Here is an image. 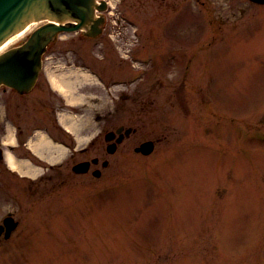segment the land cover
<instances>
[{
  "label": "rangeland",
  "instance_id": "rangeland-1",
  "mask_svg": "<svg viewBox=\"0 0 264 264\" xmlns=\"http://www.w3.org/2000/svg\"><path fill=\"white\" fill-rule=\"evenodd\" d=\"M105 1L97 38L61 32L30 92L0 86V264H264V1Z\"/></svg>",
  "mask_w": 264,
  "mask_h": 264
},
{
  "label": "water",
  "instance_id": "water-1",
  "mask_svg": "<svg viewBox=\"0 0 264 264\" xmlns=\"http://www.w3.org/2000/svg\"><path fill=\"white\" fill-rule=\"evenodd\" d=\"M105 7V0H100L99 3L96 0H0V42L7 39L9 34L20 32L21 25H27V21L39 22L21 43L0 53V86L12 88L21 94L28 92L41 69L42 54L55 35L81 29H87L88 36L97 35L101 31L103 18L95 17V9L101 11ZM122 129L120 126L114 132L105 134L106 140H111L113 134L119 135L115 142L107 145L109 153L115 151L116 144L131 130L127 127L122 132ZM153 146V142L147 140L135 150L147 155L153 150ZM2 157L0 147V159ZM88 167L89 161H81L74 164L72 170L83 173ZM16 226L17 222L13 217H5L0 224V235L3 232V237L8 238Z\"/></svg>",
  "mask_w": 264,
  "mask_h": 264
},
{
  "label": "bare ground",
  "instance_id": "bare-ground-1",
  "mask_svg": "<svg viewBox=\"0 0 264 264\" xmlns=\"http://www.w3.org/2000/svg\"><path fill=\"white\" fill-rule=\"evenodd\" d=\"M39 24L38 21H27V25H21V31L12 35V34H9L7 36V39H3L1 40L0 42V53L4 52L5 50L9 49L10 47H13V46H16V45H13L21 40H23L32 30L34 27H36L37 25ZM22 42V41H21ZM20 42V43H21ZM13 45V46H11ZM18 45V44H17ZM143 78V77H141ZM137 81V80H136ZM55 82V81H54ZM57 82H55L56 84ZM68 84L69 82L68 81H59V84H57L58 88L60 87L61 89H63V91L66 92V87H61L63 86L64 84ZM36 86V85H35ZM68 91V90H67ZM6 161L7 163L9 164V166L13 169H18L19 171H21V168L20 166L17 164V162L14 160V158L12 157L11 154L7 153L6 154ZM22 172V171H21Z\"/></svg>",
  "mask_w": 264,
  "mask_h": 264
},
{
  "label": "flooded vegetation",
  "instance_id": "flooded-vegetation-1",
  "mask_svg": "<svg viewBox=\"0 0 264 264\" xmlns=\"http://www.w3.org/2000/svg\"><path fill=\"white\" fill-rule=\"evenodd\" d=\"M104 11H108V7H107V9H105ZM83 35H84V33H83ZM178 58V56L176 55V58H175V55L173 54V53H168L167 54V56H166V59L168 60V61H175L176 59ZM151 60V55H149V61ZM146 73H144V75H145ZM115 85H116V83H115ZM58 94H59V97L60 98H62V96L60 95V93L58 92ZM123 96H125L124 94H120V95H118V97H116V96H114V98H117L118 99V101L120 100V98H123ZM112 101H114L115 103H116V99H114V100H112ZM117 104V103H116ZM118 107V106H117ZM120 127V126H119ZM118 127H115L114 129H109L108 131H106L105 133H104V140L106 139L105 138V134L107 133V132H114L116 129H117ZM123 128V127H122ZM124 129L125 128H123L122 129V132L124 131ZM130 132L132 133L133 131H134V129L133 128H131L130 127ZM114 136H113V138L111 139V140H109V141H107V143H106V145H105V149L107 148V145L109 144V142L111 143V142H115L116 141V139L118 138V134L116 133V134H113ZM124 137H125V135H124ZM123 137V138H124ZM123 138H122V140H123ZM121 140V141H122ZM106 141V140H105ZM118 144V143H117ZM117 144H116V147H117ZM116 150V149H115ZM106 151H107V149H106ZM115 152V151H114ZM113 152V153H114ZM95 159V160H94ZM81 161H89V167H88V169H87V171H85L84 173H88V172H91V174L92 175H94V176H96V177H98V176H100L101 175V171H102V169H104V168H106L108 165H109V162H108V160H106V159H102V160H100L99 159V157H98V155L97 156H94V157H91L90 159H87V158H84V159H82ZM81 161H79V162H81ZM104 162H106V164H104ZM73 167V166H72ZM95 172H97V173H99L98 175H96L95 174ZM83 173V174H84ZM1 235H2V233H1ZM1 235H0V237H1Z\"/></svg>",
  "mask_w": 264,
  "mask_h": 264
}]
</instances>
